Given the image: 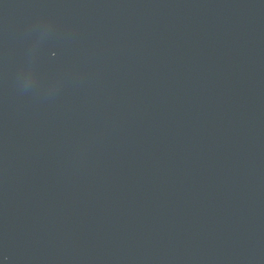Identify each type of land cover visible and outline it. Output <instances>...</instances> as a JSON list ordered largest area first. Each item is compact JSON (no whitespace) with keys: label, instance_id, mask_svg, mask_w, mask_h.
Here are the masks:
<instances>
[{"label":"water","instance_id":"water-1","mask_svg":"<svg viewBox=\"0 0 264 264\" xmlns=\"http://www.w3.org/2000/svg\"><path fill=\"white\" fill-rule=\"evenodd\" d=\"M0 264H264V0H0Z\"/></svg>","mask_w":264,"mask_h":264}]
</instances>
